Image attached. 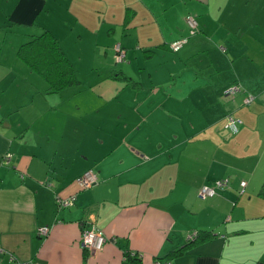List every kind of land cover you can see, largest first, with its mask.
I'll use <instances>...</instances> for the list:
<instances>
[{
  "label": "crops",
  "instance_id": "0c3cea01",
  "mask_svg": "<svg viewBox=\"0 0 264 264\" xmlns=\"http://www.w3.org/2000/svg\"><path fill=\"white\" fill-rule=\"evenodd\" d=\"M43 30L88 64L76 87L47 92L17 56ZM262 188L264 0H0V264H264ZM92 227L98 252L79 245Z\"/></svg>",
  "mask_w": 264,
  "mask_h": 264
},
{
  "label": "trees",
  "instance_id": "16d2710c",
  "mask_svg": "<svg viewBox=\"0 0 264 264\" xmlns=\"http://www.w3.org/2000/svg\"><path fill=\"white\" fill-rule=\"evenodd\" d=\"M196 30L198 31V26ZM190 34H191V30H190ZM182 39L188 40L187 38H182ZM116 47H119L120 50L124 53V60L121 62L116 61L115 58ZM114 50H115V54H114L115 63L121 64L122 62H125L126 60L125 49L122 48L119 44H117L116 46H114ZM17 56L29 67L30 71L40 75L44 79L45 83L47 84L46 91L49 93H60L66 89L76 87V85L78 84L77 71L74 69L73 65L66 57L65 53L63 52L58 39L48 30H43L40 34L30 36V38H28L27 41L23 42L18 47ZM116 74H118L117 77H119V80L123 81L126 85L132 87L139 86L138 83H136L130 77L124 75L122 72H118ZM215 183H213L210 186H213ZM224 187L220 189H223ZM220 189L216 190V195H218V190ZM240 190H241L240 192L244 191V189L242 191V188ZM258 195L264 198L263 188L260 190ZM215 196L211 198H214ZM198 198H200L199 191H198ZM211 198H206V199H211ZM206 234L210 235V233L207 232L197 233L195 240L200 239L202 236ZM127 258H131L133 261H136L137 259L135 254H128ZM166 263L170 264L167 261Z\"/></svg>",
  "mask_w": 264,
  "mask_h": 264
},
{
  "label": "built area",
  "instance_id": "2783aa9c",
  "mask_svg": "<svg viewBox=\"0 0 264 264\" xmlns=\"http://www.w3.org/2000/svg\"><path fill=\"white\" fill-rule=\"evenodd\" d=\"M186 23L188 27L191 30V34H194L197 32V22L193 17H187ZM186 39H181L178 41H175L170 44L169 49L172 52H177L179 48L186 43ZM116 61L121 62L124 60V53L120 50L119 47H116ZM241 89L238 85H232L226 88L224 91V95L228 97H233L240 93ZM253 98L251 96H247L246 103L251 102ZM241 121L230 114L226 117V123H225V129L230 132V134L234 135L239 131V128L241 126ZM10 160V155L7 154L4 157V163L7 165ZM77 186L80 189H87L91 186L95 185L98 182V176L97 173L93 170H87L85 171L81 176H79L75 180ZM228 182L225 180L216 182L213 186H207L204 185L199 190V196L202 199L211 198L216 195V190L220 189L224 186H226ZM240 187L242 188V191L245 187V182H240ZM57 206L60 209L68 208L74 203V197L68 198V199H56ZM41 235H46L48 233V228L43 227L40 229ZM196 237V234H192L189 236V240H192ZM105 238L101 234L100 231H98L96 228H84L81 231L80 238H79V245L81 248L91 251V252H98L102 250L104 244H105ZM1 251V250H0ZM19 264V263H14ZM152 264H168L166 261H154Z\"/></svg>",
  "mask_w": 264,
  "mask_h": 264
},
{
  "label": "rangeland",
  "instance_id": "374dc122",
  "mask_svg": "<svg viewBox=\"0 0 264 264\" xmlns=\"http://www.w3.org/2000/svg\"><path fill=\"white\" fill-rule=\"evenodd\" d=\"M111 56H112V58H114L113 55H111ZM113 65H115V61H113ZM75 67H76L75 69L77 70V74L80 75V77L81 76H85L84 74L87 73V71H88V69H87L88 68V64H86V63L76 64Z\"/></svg>",
  "mask_w": 264,
  "mask_h": 264
}]
</instances>
